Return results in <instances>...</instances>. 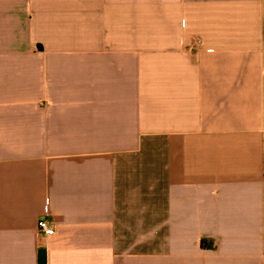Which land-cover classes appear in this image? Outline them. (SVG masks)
<instances>
[{
  "label": "crops",
  "instance_id": "1",
  "mask_svg": "<svg viewBox=\"0 0 264 264\" xmlns=\"http://www.w3.org/2000/svg\"><path fill=\"white\" fill-rule=\"evenodd\" d=\"M0 264H264V0H0Z\"/></svg>",
  "mask_w": 264,
  "mask_h": 264
},
{
  "label": "built area",
  "instance_id": "2",
  "mask_svg": "<svg viewBox=\"0 0 264 264\" xmlns=\"http://www.w3.org/2000/svg\"><path fill=\"white\" fill-rule=\"evenodd\" d=\"M38 233L44 235H52L54 233V227L47 218L39 220Z\"/></svg>",
  "mask_w": 264,
  "mask_h": 264
}]
</instances>
